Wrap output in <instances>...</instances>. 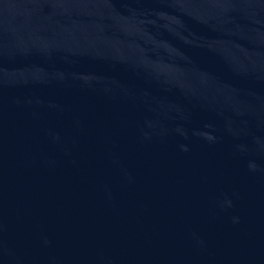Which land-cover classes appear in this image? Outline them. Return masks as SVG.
Here are the masks:
<instances>
[{"label": "water", "instance_id": "water-1", "mask_svg": "<svg viewBox=\"0 0 264 264\" xmlns=\"http://www.w3.org/2000/svg\"><path fill=\"white\" fill-rule=\"evenodd\" d=\"M0 264H264V0H0Z\"/></svg>", "mask_w": 264, "mask_h": 264}]
</instances>
